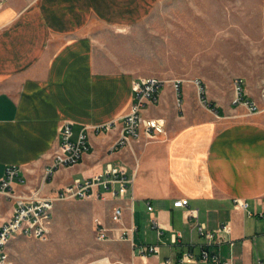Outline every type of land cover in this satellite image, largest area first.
I'll return each instance as SVG.
<instances>
[{"label":"crops","instance_id":"obj_1","mask_svg":"<svg viewBox=\"0 0 264 264\" xmlns=\"http://www.w3.org/2000/svg\"><path fill=\"white\" fill-rule=\"evenodd\" d=\"M158 3L0 4V180L9 164H19L26 182H16V191L51 197L76 178L103 171L110 162L124 163L135 176L133 192L124 198L108 194L106 200H88L94 218H101L115 237L107 241L126 250L120 264H165L168 259L178 264L184 252L200 254L203 249L237 264H264V106L250 113L230 95L212 91L199 98L194 84L185 83L179 108L174 86L167 83L159 89L158 101L143 111L164 118L166 132L154 138L143 135L131 146L109 152L134 100L133 82L140 77L109 64L105 37L140 25ZM67 121L76 134L89 128L91 148L76 165L61 167L45 179V169L60 146V127ZM113 122L111 130L96 132L97 126ZM181 198H188L189 204L175 206ZM237 199L247 201L248 207L237 206ZM0 202L1 225L13 205L4 196ZM116 205L124 207L122 222L112 219ZM197 222L210 229L230 222L232 232L222 242L217 236L210 241L198 231ZM131 225L137 226L136 245L116 238ZM174 232L182 233L178 242L172 241ZM149 245H158L160 251L142 255L141 246Z\"/></svg>","mask_w":264,"mask_h":264},{"label":"rangeland","instance_id":"obj_2","mask_svg":"<svg viewBox=\"0 0 264 264\" xmlns=\"http://www.w3.org/2000/svg\"><path fill=\"white\" fill-rule=\"evenodd\" d=\"M105 40L112 66L139 77L180 78L184 90L199 79L205 91L194 86L203 99L214 91L233 101L234 80L242 77L247 96L264 106V0H159L143 23ZM11 251L16 264H120L127 255L97 238L91 202L84 199L59 201L50 238L18 236Z\"/></svg>","mask_w":264,"mask_h":264},{"label":"built area","instance_id":"obj_3","mask_svg":"<svg viewBox=\"0 0 264 264\" xmlns=\"http://www.w3.org/2000/svg\"><path fill=\"white\" fill-rule=\"evenodd\" d=\"M194 84L200 85V92H204V86L201 85L199 79L193 80ZM167 83H172L176 92V103L179 108L183 107V79L177 78L172 81L157 77L147 76L134 80V100L131 103L129 111L122 119L120 134L111 147V154L131 146L136 140L145 135L148 138H154L159 134L166 132V120L164 118L145 116L143 111L150 102L158 101V91ZM235 95L233 103L245 106L250 113L260 111V107L256 101L247 96L245 80L237 77L234 80ZM115 123H109L103 126H97L96 132L109 131L114 127ZM91 143L89 140V128H82L77 134L74 131L73 123L65 122L60 127V146L54 154L50 164L45 169L44 178H50L59 168L70 167L80 162L85 154L90 150ZM23 167L19 164H9L4 176L0 180V196H4L7 202L12 203V214L4 220L0 225V264H16L12 251L11 243L18 236L36 238L40 240H48L52 233V220L55 214V208L59 201L64 200H106L108 194L114 197H125L129 191L134 188L135 176L129 175V167L127 164H119L110 162L101 172L86 175L83 178H76L70 184L64 186L56 192L55 195L49 197H29L16 191L15 183H25L23 176ZM102 187V188H101ZM134 194L130 197V206L133 204ZM236 205L247 208L249 203L240 199L236 200ZM188 198H181L174 202L175 206H187ZM148 208L153 209V205L149 203ZM2 205L0 202V212ZM124 215V207L116 205L112 211V219L115 222H122ZM196 216L194 210L191 211L190 217ZM155 225L158 221L154 220ZM94 227L97 238L100 241L115 239L110 234V228L99 217L94 218ZM198 231L212 241L216 236L219 242L225 240L227 235L232 232L230 222L223 223L218 228L210 229L203 222H197ZM137 226L131 225L130 228L124 230L117 239H129L133 245L134 232ZM162 232L159 230V235ZM182 237L181 232L172 234V241L178 242ZM233 245L234 242H231ZM160 248L158 245L141 246L140 253L142 255L158 253ZM205 262L213 264H237L231 258H222L220 253H213L209 249H203L200 254L194 251L184 252L178 264H186L188 262ZM165 264H174L170 259Z\"/></svg>","mask_w":264,"mask_h":264}]
</instances>
